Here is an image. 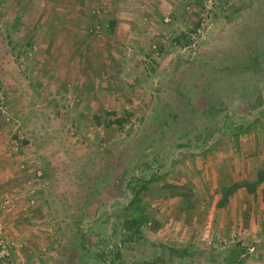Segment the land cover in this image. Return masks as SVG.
Returning a JSON list of instances; mask_svg holds the SVG:
<instances>
[{"label":"rangeland","instance_id":"obj_1","mask_svg":"<svg viewBox=\"0 0 264 264\" xmlns=\"http://www.w3.org/2000/svg\"><path fill=\"white\" fill-rule=\"evenodd\" d=\"M0 241L264 264V0H0Z\"/></svg>","mask_w":264,"mask_h":264},{"label":"built area","instance_id":"obj_2","mask_svg":"<svg viewBox=\"0 0 264 264\" xmlns=\"http://www.w3.org/2000/svg\"><path fill=\"white\" fill-rule=\"evenodd\" d=\"M8 255L9 249L7 245L3 241H0V260L5 259Z\"/></svg>","mask_w":264,"mask_h":264},{"label":"trees","instance_id":"obj_3","mask_svg":"<svg viewBox=\"0 0 264 264\" xmlns=\"http://www.w3.org/2000/svg\"><path fill=\"white\" fill-rule=\"evenodd\" d=\"M261 179H262V177H261ZM103 255H104V254H103ZM103 255H101V258H102V259H103ZM111 264H114V262L112 261Z\"/></svg>","mask_w":264,"mask_h":264}]
</instances>
